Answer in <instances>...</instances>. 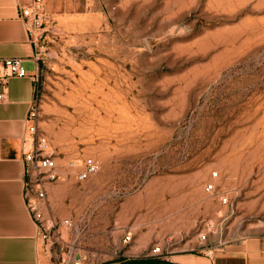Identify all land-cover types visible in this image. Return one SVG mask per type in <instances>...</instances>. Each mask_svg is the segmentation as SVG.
Instances as JSON below:
<instances>
[{
  "label": "rangeland",
  "instance_id": "rangeland-1",
  "mask_svg": "<svg viewBox=\"0 0 264 264\" xmlns=\"http://www.w3.org/2000/svg\"><path fill=\"white\" fill-rule=\"evenodd\" d=\"M41 14L44 213L72 221L81 253L165 261L264 238V0H43Z\"/></svg>",
  "mask_w": 264,
  "mask_h": 264
},
{
  "label": "crops",
  "instance_id": "crops-1",
  "mask_svg": "<svg viewBox=\"0 0 264 264\" xmlns=\"http://www.w3.org/2000/svg\"><path fill=\"white\" fill-rule=\"evenodd\" d=\"M29 1L0 0V56L23 58L28 73L34 74L39 69L37 47L19 14ZM34 99L35 82L25 76L11 77L0 101V264H69L67 257L72 254L84 255L82 264H127L129 257L98 263L95 252L81 253L78 235L66 227L59 228L61 239L55 245L43 246L24 196L25 154L32 148L27 114ZM46 188L50 193L54 187L47 184ZM219 243L224 245L220 252L206 244L199 254L175 250L164 260L169 264H264V238Z\"/></svg>",
  "mask_w": 264,
  "mask_h": 264
},
{
  "label": "built area",
  "instance_id": "built-area-1",
  "mask_svg": "<svg viewBox=\"0 0 264 264\" xmlns=\"http://www.w3.org/2000/svg\"><path fill=\"white\" fill-rule=\"evenodd\" d=\"M42 3L43 0H30L26 5L21 6L19 14L24 20V24L30 34L32 40L35 42L38 34L35 31L40 29L43 23L42 18ZM30 76L35 81L36 76L29 74L24 64V59L21 57H2L0 56V101H3L6 96L8 87V80L11 77H25ZM38 104L36 97L27 114V121L29 123L28 130L32 136V148L25 154L26 160V174L28 178L24 183V196L26 207L35 222L38 230V237L41 239L45 248H50L57 243L60 238L59 228L61 226L70 227L72 221L70 219L57 220L53 216H47L44 213V207L47 206V191L46 186L50 181L57 178L56 161L51 154L45 151L46 140L39 133L38 129ZM98 169L97 163L88 158L84 162V168L79 172V178L84 179L89 174L94 173ZM216 172L212 173L215 177ZM215 185L209 182L205 186V190L212 192ZM224 203L227 199L222 198ZM203 240L206 235L200 234ZM61 239V238H60ZM153 255L160 254V248L154 247L151 251ZM211 251L207 250L206 254L210 255ZM81 255L67 257L69 264H80Z\"/></svg>",
  "mask_w": 264,
  "mask_h": 264
},
{
  "label": "trees",
  "instance_id": "trees-1",
  "mask_svg": "<svg viewBox=\"0 0 264 264\" xmlns=\"http://www.w3.org/2000/svg\"><path fill=\"white\" fill-rule=\"evenodd\" d=\"M155 263L169 264L166 261H154V260H151V259H144V258L130 260L127 264H155Z\"/></svg>",
  "mask_w": 264,
  "mask_h": 264
}]
</instances>
